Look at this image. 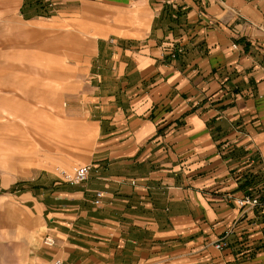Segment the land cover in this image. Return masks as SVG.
Instances as JSON below:
<instances>
[{"label":"crops","instance_id":"1","mask_svg":"<svg viewBox=\"0 0 264 264\" xmlns=\"http://www.w3.org/2000/svg\"><path fill=\"white\" fill-rule=\"evenodd\" d=\"M67 1L92 46L70 119L91 170L34 198L37 263L264 264V0Z\"/></svg>","mask_w":264,"mask_h":264},{"label":"rangeland","instance_id":"2","mask_svg":"<svg viewBox=\"0 0 264 264\" xmlns=\"http://www.w3.org/2000/svg\"><path fill=\"white\" fill-rule=\"evenodd\" d=\"M72 5L0 0V264L47 257V217L34 198L62 181L59 167L83 163L71 157L70 119L92 46L65 11Z\"/></svg>","mask_w":264,"mask_h":264},{"label":"built area","instance_id":"3","mask_svg":"<svg viewBox=\"0 0 264 264\" xmlns=\"http://www.w3.org/2000/svg\"><path fill=\"white\" fill-rule=\"evenodd\" d=\"M234 47L237 48V45H234ZM182 51H183L182 49L179 50V52ZM176 56L177 54L175 53L172 55L173 58H175ZM90 170H91L90 165L79 164V165H74L70 169L59 167L57 169V174L62 181L71 185H79L88 180L90 175ZM103 196H104L103 192L101 191L98 192L96 195V199L94 200V204L99 205L101 203ZM235 202L242 209H246V208L254 209L261 207L263 205L261 201V197L254 196L252 194L244 195L243 197L236 199ZM232 232H233L232 230L226 231L223 237L215 243V247L218 250H224L229 247V238ZM46 243L48 245H52L54 244V241L48 238L46 240ZM49 264H64V261L60 258H56L53 259Z\"/></svg>","mask_w":264,"mask_h":264}]
</instances>
